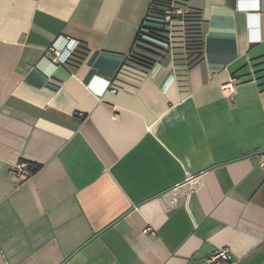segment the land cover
<instances>
[{"label":"crops","instance_id":"1","mask_svg":"<svg viewBox=\"0 0 264 264\" xmlns=\"http://www.w3.org/2000/svg\"><path fill=\"white\" fill-rule=\"evenodd\" d=\"M152 1L0 0V264H264V0H182L203 60L174 21L144 72Z\"/></svg>","mask_w":264,"mask_h":264},{"label":"trees","instance_id":"2","mask_svg":"<svg viewBox=\"0 0 264 264\" xmlns=\"http://www.w3.org/2000/svg\"><path fill=\"white\" fill-rule=\"evenodd\" d=\"M182 0H153L149 15L135 38L131 51L126 59L125 64L140 69L144 72L151 70L169 51L164 47L168 40L164 37L167 32L160 24V20L165 18L166 12H173L177 7H183ZM150 18V23L147 19ZM179 21L181 28L184 27L186 46L185 50L191 60L189 67L194 63L203 60V33H202V16L199 11L187 9L184 14H175L173 22ZM41 165L27 164L29 176L37 174L41 170Z\"/></svg>","mask_w":264,"mask_h":264},{"label":"built area","instance_id":"3","mask_svg":"<svg viewBox=\"0 0 264 264\" xmlns=\"http://www.w3.org/2000/svg\"><path fill=\"white\" fill-rule=\"evenodd\" d=\"M175 14H181V12L178 10H174L173 12L167 11L165 18L163 20H160L161 26L165 28L167 31L163 34L164 37L168 40V44L167 43L164 44V47L167 49H169L170 43L172 40L171 28L173 24V16ZM150 21H151L150 18H148L147 23H150ZM60 57L62 58V55L58 54L56 59L57 60L59 59L60 61H62ZM239 83H240V79L236 77L232 78L228 83H226L223 86V91L225 95L229 98H232L237 91V86ZM25 168H26V165L23 163L17 165V167L15 168V172L17 176H22ZM200 180H201V176L189 177L183 184L179 185L176 190H179L180 188L186 189L187 191L194 190L199 186ZM232 261L233 259H232L230 252L227 249H221L219 251H216L211 257H209L207 260V263L209 264H232Z\"/></svg>","mask_w":264,"mask_h":264}]
</instances>
